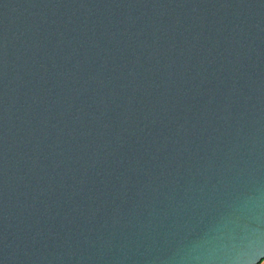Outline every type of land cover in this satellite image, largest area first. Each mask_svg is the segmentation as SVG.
<instances>
[{
    "label": "water",
    "instance_id": "obj_1",
    "mask_svg": "<svg viewBox=\"0 0 264 264\" xmlns=\"http://www.w3.org/2000/svg\"><path fill=\"white\" fill-rule=\"evenodd\" d=\"M264 258V0H0V264Z\"/></svg>",
    "mask_w": 264,
    "mask_h": 264
},
{
    "label": "crops",
    "instance_id": "obj_2",
    "mask_svg": "<svg viewBox=\"0 0 264 264\" xmlns=\"http://www.w3.org/2000/svg\"><path fill=\"white\" fill-rule=\"evenodd\" d=\"M257 264H264V259H262L259 263Z\"/></svg>",
    "mask_w": 264,
    "mask_h": 264
},
{
    "label": "trees",
    "instance_id": "obj_3",
    "mask_svg": "<svg viewBox=\"0 0 264 264\" xmlns=\"http://www.w3.org/2000/svg\"><path fill=\"white\" fill-rule=\"evenodd\" d=\"M264 259V258H263ZM259 263V262H258Z\"/></svg>",
    "mask_w": 264,
    "mask_h": 264
}]
</instances>
